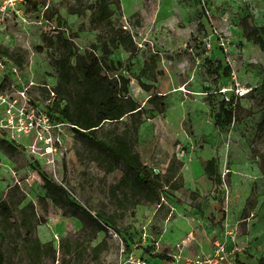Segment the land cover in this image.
<instances>
[{"label":"rangeland","instance_id":"obj_1","mask_svg":"<svg viewBox=\"0 0 264 264\" xmlns=\"http://www.w3.org/2000/svg\"><path fill=\"white\" fill-rule=\"evenodd\" d=\"M45 1L57 8L65 36L73 37L80 52L99 45L100 30L90 27L86 8L93 0ZM25 2L9 6L0 0V45L26 55L22 69L0 59V140L15 148L10 155L0 149V199L17 186L24 202L35 205L41 220L35 235L41 243L57 249L66 239L79 242L83 252L71 264H119L129 253L122 237L137 246L130 251H145L150 262L158 261L152 257L157 253L169 254L174 264L213 258V242L224 240L227 264L264 260V50L246 41L237 25L245 15L251 24L263 25L264 0H119L120 15L115 11L113 19L130 32L136 51L112 50L115 72L130 80L129 95L139 104L155 93L165 95L167 106L144 119L135 150L152 176L164 177L172 161L174 168L182 163L177 170L182 185L161 189L160 208L141 202L127 209L120 194L114 199L110 193L122 167L106 173L91 158L96 147L76 140L71 128L49 111L53 94L47 97L43 89L55 85L51 61L57 54L43 46L41 36L57 28L45 21L43 8L35 11ZM79 5L85 8L83 16L68 13V7ZM95 53L102 56L100 48ZM217 63L230 71L228 76L220 71L215 83L208 70ZM145 65L151 69L141 75ZM222 88L235 98L228 126L216 121L221 94L209 96ZM235 88L251 92L239 97ZM112 129L105 124L99 136ZM209 159L216 161L217 184L203 171ZM45 179L61 183L71 200L92 214L112 215L118 232L107 229L89 239L91 229L78 219L39 202ZM101 241L105 244L95 256L92 248ZM206 244L211 246L208 255L198 251ZM182 248L190 251L185 257ZM55 257L61 258L60 250ZM43 264L51 263L45 259Z\"/></svg>","mask_w":264,"mask_h":264},{"label":"trees","instance_id":"obj_2","mask_svg":"<svg viewBox=\"0 0 264 264\" xmlns=\"http://www.w3.org/2000/svg\"><path fill=\"white\" fill-rule=\"evenodd\" d=\"M25 3L35 11L46 6L42 16L46 22L53 21L57 28L53 35L41 36L43 46L57 54L51 61L56 74L55 85L43 89L47 97L53 94L49 111L71 128L76 140L84 141L89 149L96 147L91 158L106 173L112 172L117 166L122 167V176L110 188L114 199L120 194V201L126 203V209L134 208L141 202L155 204L160 208L161 189L164 187L178 189L182 185V177L177 173L182 163L177 162L174 168L172 161L164 177L152 176L135 150L138 130L144 119L163 113L167 106L164 102L165 95L155 93L149 95L144 104H139L129 95L130 80L115 72L117 63L110 59L112 50L122 49L128 54L136 51V44L130 32L123 28L117 19H113L115 11L120 15L119 0H93L86 7L90 11V27L100 30L97 35L99 45H92L90 49L82 52L79 51L72 36H65L63 30L65 23L57 8L47 6L45 0H26ZM112 5L115 10L111 9ZM67 10L70 15L85 14V8L80 5L70 6ZM135 24L139 25V21ZM237 25L246 41L264 50V24L255 26L251 24L250 15H245L239 19ZM98 48L102 51V56L95 53ZM0 59H5L18 69H22L26 55L0 45ZM150 69L151 67L145 65L140 74L145 75ZM208 71L209 74L216 76L214 82L217 83L219 72L222 71V76H228L230 70L228 67L222 69L221 64L217 63L215 68ZM139 84L145 91H149V87ZM249 92L251 90L247 93ZM217 93L221 94V99L218 103L219 113L216 121L228 126L234 120L235 98L220 92H210L209 96ZM148 108L151 109L150 113ZM126 118L129 119V123H124ZM105 124H112L113 129L100 137L99 134ZM121 124L123 128L119 129L117 126ZM0 149L8 155L15 151V148L4 140H0ZM203 171L211 182L216 184L219 182L215 159L207 160ZM45 182V192L39 198V202H48L60 209L64 216L78 219L83 228L91 229L89 239H94L98 232L107 229L118 232L112 215L100 212L92 214L72 201L68 190L61 183L49 179H45ZM24 201L25 198L19 194L17 186L9 188L6 198L0 199V264L24 261L28 264H43L45 259L51 264L55 262L71 264L83 252L81 244L68 239L61 241L57 248L61 252V258L56 259L57 249L51 243H41L35 235V229L41 220L34 203ZM122 238L127 250L132 252L133 248L130 251V247L133 246L127 238ZM104 244L105 242L101 241L92 248L95 256ZM152 257L169 260L163 253L154 254ZM257 264H264V260L259 259Z\"/></svg>","mask_w":264,"mask_h":264},{"label":"built area","instance_id":"obj_3","mask_svg":"<svg viewBox=\"0 0 264 264\" xmlns=\"http://www.w3.org/2000/svg\"><path fill=\"white\" fill-rule=\"evenodd\" d=\"M17 1L18 0H4V3L6 5L13 6V5H15V3ZM45 8H46V6L43 9H45ZM123 28H125V27H123ZM216 40H217V38H216ZM217 46L221 50L226 51L223 41H221V40L218 41L217 40ZM233 92H234V94L236 96L238 95L239 97H241L244 94H246L245 91L243 92L241 90H238V88H235V90ZM220 93H222V94L226 93V89L222 88L220 90ZM225 99L228 100L227 98H225ZM225 241L226 240H224V241H214L213 242V246L215 247V253H214V257L213 258H204V259L196 260V261H188L187 264H227L228 263L227 259L229 257L230 252H228L227 249H226V242ZM136 247L137 246L134 245L133 246V250L136 249ZM119 264H148V263L144 259L137 258L134 255L133 252H129L126 255V259H124V260L121 259L119 261Z\"/></svg>","mask_w":264,"mask_h":264},{"label":"crops","instance_id":"obj_4","mask_svg":"<svg viewBox=\"0 0 264 264\" xmlns=\"http://www.w3.org/2000/svg\"><path fill=\"white\" fill-rule=\"evenodd\" d=\"M194 250H198L197 248H195L194 247ZM198 251H200V252H203L204 254H210V251H211V246L209 245V244H206V245H204L203 246V248L200 250V248H199V250ZM173 252H174V250H173ZM189 250H187L186 248H182V250H181V255L183 256V257H185V256H187L188 254H189ZM134 255L137 257V258H141V259H144V260H146V262L148 263V264H174L173 262H171V260L169 259V260H159L158 259V261L157 262H155V261H153V262H150V256H148L146 253H145V251H143V250H135L134 252ZM157 254H159V253H157ZM163 254H165V253H163ZM154 255V254H153ZM165 255H167V257L169 258V254H165Z\"/></svg>","mask_w":264,"mask_h":264}]
</instances>
